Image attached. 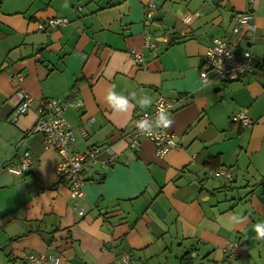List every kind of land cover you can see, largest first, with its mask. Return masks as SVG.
<instances>
[{
  "label": "crops",
  "instance_id": "0c3cea01",
  "mask_svg": "<svg viewBox=\"0 0 264 264\" xmlns=\"http://www.w3.org/2000/svg\"><path fill=\"white\" fill-rule=\"evenodd\" d=\"M149 1L158 5L153 19ZM251 9L254 39L232 31L234 15ZM56 16L69 22L38 30ZM149 33L166 41L151 50ZM223 35L264 61V0H0V264H26L30 251L57 252L61 264H124L123 252L131 264H264V239L255 232L264 221V70L235 81L209 71L204 81V54ZM19 88L32 102L14 119ZM113 88L129 98L128 111L109 105ZM160 95L183 97L168 128L178 146L163 158L150 139L135 149L127 136L135 113L150 107L138 101L153 104ZM46 98L67 103L72 126L94 117L87 137L77 133L79 149L111 144L119 154L108 168L89 167L82 197L33 129ZM244 108L251 125L232 119ZM25 150L34 165L9 172ZM222 167L232 180L215 175ZM53 230L48 245L41 232ZM232 241L244 246L234 259L226 251Z\"/></svg>",
  "mask_w": 264,
  "mask_h": 264
},
{
  "label": "built area",
  "instance_id": "2783aa9c",
  "mask_svg": "<svg viewBox=\"0 0 264 264\" xmlns=\"http://www.w3.org/2000/svg\"><path fill=\"white\" fill-rule=\"evenodd\" d=\"M261 0H248L252 5H256ZM146 17L153 19L158 8L154 1H149L146 4ZM254 11L247 10L238 12L234 15L233 33H242L247 35L249 39H254L257 36L258 26L254 21ZM69 22L67 17L56 16L47 18L38 22V30L49 31L66 25ZM165 37H157L153 33L147 34L145 38V46L151 50L158 48V41L165 40ZM134 59L137 62H143L145 55L142 51L133 50ZM256 63L253 53L250 49L243 52H238L236 45L232 41V36L223 35L214 38L213 43L207 47L203 58L204 69L201 71V76L204 81L208 80V72H214V78L219 81H235L243 74L253 68ZM14 78L21 81V75H14ZM20 102L15 108L13 115L14 119L24 114L31 102L32 96L28 91L19 88L16 92ZM183 97H167L160 95L153 104L134 115V127L127 133L130 145L137 149L140 146L142 138L150 139L155 145V153L159 158H163L173 148L178 146L173 132L167 129H156L158 138L152 136L141 135L136 123L141 119H148L149 124H153L158 108L163 104L170 114L182 102ZM67 103L58 98L43 99L39 106V118L34 126V130L41 132L44 136L45 147L53 148L60 156V161L57 165V171L61 179L67 180L72 194L82 197L84 196V185L92 176L89 175L90 166H99L108 168L112 164L119 161V154L111 145H92L84 149H79L77 146V133L82 136H88L90 126L94 121V117H89L83 120L79 126H72L68 123L65 112ZM236 122L245 125L253 123L248 110L246 108L240 110L232 116ZM155 131V129H150ZM102 154L106 157L102 158ZM34 165V159L29 150H25L17 162L6 165V169L16 175H23ZM216 176H224L229 180L233 179V173L229 167H222L214 171ZM80 214L84 210L79 211ZM244 248L238 242H229L226 248L227 255L230 259L235 258L241 253ZM121 260L124 264H131L132 258L129 252H123ZM26 264H61L62 257L53 251H30L24 255Z\"/></svg>",
  "mask_w": 264,
  "mask_h": 264
},
{
  "label": "clouds",
  "instance_id": "9594fccd",
  "mask_svg": "<svg viewBox=\"0 0 264 264\" xmlns=\"http://www.w3.org/2000/svg\"><path fill=\"white\" fill-rule=\"evenodd\" d=\"M135 99V96L132 97ZM107 100L109 105L121 112H126L132 106L129 103V98L123 95H120L115 92L114 88L110 89L108 92ZM141 107H149L152 104V100L150 98H142L138 101ZM174 123L173 118L171 117L168 109L162 104L156 113V117L153 124H149L148 119H141L136 123V128L141 135L152 136L154 138H158V133L156 129H167L170 128ZM155 129V131H150V129ZM255 232L257 234V238L264 239V221L259 222L255 225Z\"/></svg>",
  "mask_w": 264,
  "mask_h": 264
},
{
  "label": "trees",
  "instance_id": "16d2710c",
  "mask_svg": "<svg viewBox=\"0 0 264 264\" xmlns=\"http://www.w3.org/2000/svg\"><path fill=\"white\" fill-rule=\"evenodd\" d=\"M253 69H261V70H264V61L256 62L253 65ZM76 86H77V84L74 85V87L72 88V92H71L72 96L75 93ZM83 137H87V136H83ZM54 232H55V230L50 231V232H44V231L41 232L44 235V238H45V240H46V242H47L48 245H51L52 244V239H53L52 234H54Z\"/></svg>",
  "mask_w": 264,
  "mask_h": 264
},
{
  "label": "rangeland",
  "instance_id": "374dc122",
  "mask_svg": "<svg viewBox=\"0 0 264 264\" xmlns=\"http://www.w3.org/2000/svg\"><path fill=\"white\" fill-rule=\"evenodd\" d=\"M14 73H13V77H14ZM19 75V74H18ZM22 76V75H21ZM23 77V76H22ZM48 148H50V147H48ZM57 152V151H56ZM85 193V192H84ZM54 253H56L57 255H60V254H58L57 252H54ZM61 256V255H60ZM62 257V256H61ZM237 257V256H236ZM234 259V258H233Z\"/></svg>",
  "mask_w": 264,
  "mask_h": 264
},
{
  "label": "water",
  "instance_id": "95a60500",
  "mask_svg": "<svg viewBox=\"0 0 264 264\" xmlns=\"http://www.w3.org/2000/svg\"><path fill=\"white\" fill-rule=\"evenodd\" d=\"M94 177H95V178H99V175H95Z\"/></svg>",
  "mask_w": 264,
  "mask_h": 264
}]
</instances>
